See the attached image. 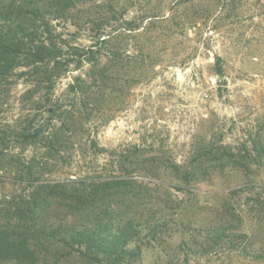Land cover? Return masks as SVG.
Returning a JSON list of instances; mask_svg holds the SVG:
<instances>
[{"label":"rangeland","instance_id":"374dc122","mask_svg":"<svg viewBox=\"0 0 264 264\" xmlns=\"http://www.w3.org/2000/svg\"><path fill=\"white\" fill-rule=\"evenodd\" d=\"M50 30L66 66L0 80V207L34 187L115 178L124 185L105 202L142 224L136 264H264V0H84ZM33 132L35 143L21 138ZM209 148L260 158L203 160L184 180ZM217 221L238 224L260 256L179 250L192 227Z\"/></svg>","mask_w":264,"mask_h":264},{"label":"trees","instance_id":"16d2710c","mask_svg":"<svg viewBox=\"0 0 264 264\" xmlns=\"http://www.w3.org/2000/svg\"><path fill=\"white\" fill-rule=\"evenodd\" d=\"M83 1L10 0L7 5H1L0 80L9 79L21 69L58 65L61 56L56 35L50 30L51 22L66 18L69 10ZM70 121L73 120L62 124L68 126ZM38 137L34 132L21 135L26 143H35ZM47 147H61V142L58 139L53 140L52 144L47 142ZM238 157L219 148L199 150L191 158L193 166L183 171V179L187 182L192 180L198 167L208 168L203 160L210 164H221L227 160L244 165L242 163L246 159L256 162V158H260L251 157L247 152ZM194 163L197 164L194 166ZM257 164H260V159ZM181 170L176 167L174 172L178 175ZM26 172L28 177L31 176L29 167ZM119 182L115 178L110 181H82L70 189L61 184L45 192L41 191V187H34L32 192L18 201L3 200L0 207V264H68L69 258L81 260L83 264H136L142 253L137 243L141 239L142 224L130 216L121 217L113 204L105 202V198L120 192V186L124 184ZM232 196L229 194L230 199ZM52 199L56 200L59 210H64L63 220L47 216ZM263 209L264 200L257 210L260 213ZM225 210L230 217L238 220L235 209L225 206ZM262 217L258 216L260 222L264 219ZM217 222L208 223L202 228L192 227L179 245V250L192 256L198 252L209 255L219 250L242 247L247 251L246 255L254 258L260 256L261 253L253 249L248 234L238 224L233 221ZM184 224L183 221L175 223V229H181ZM163 225L159 223L150 227L152 239L156 237L157 228ZM194 247L195 251L191 249Z\"/></svg>","mask_w":264,"mask_h":264}]
</instances>
